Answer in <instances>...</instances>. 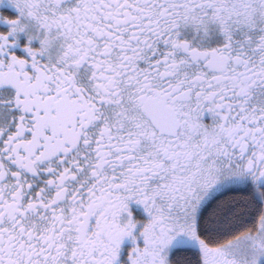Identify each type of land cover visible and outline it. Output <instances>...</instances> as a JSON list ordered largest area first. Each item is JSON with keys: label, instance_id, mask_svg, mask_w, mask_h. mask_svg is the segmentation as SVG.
<instances>
[{"label": "snow or ice", "instance_id": "6c2138e0", "mask_svg": "<svg viewBox=\"0 0 264 264\" xmlns=\"http://www.w3.org/2000/svg\"><path fill=\"white\" fill-rule=\"evenodd\" d=\"M0 264H264V0H0Z\"/></svg>", "mask_w": 264, "mask_h": 264}]
</instances>
